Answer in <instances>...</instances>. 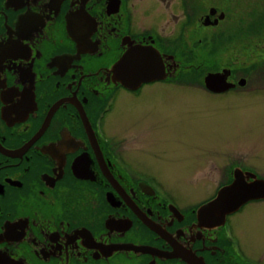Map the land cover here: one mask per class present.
Masks as SVG:
<instances>
[{"label":"flooded vegetation","instance_id":"af4514ba","mask_svg":"<svg viewBox=\"0 0 264 264\" xmlns=\"http://www.w3.org/2000/svg\"><path fill=\"white\" fill-rule=\"evenodd\" d=\"M252 5L245 17L241 0H0V258L254 264L230 220L250 203L264 211V198L219 224L197 214L237 171L247 183L264 173L209 161L198 176L218 184L182 209L155 175L121 157L125 139L103 130L119 94L137 99L157 86L214 98L253 89L244 108L264 104V3Z\"/></svg>","mask_w":264,"mask_h":264},{"label":"rangeland","instance_id":"374dc122","mask_svg":"<svg viewBox=\"0 0 264 264\" xmlns=\"http://www.w3.org/2000/svg\"><path fill=\"white\" fill-rule=\"evenodd\" d=\"M257 1L241 0L245 17ZM167 19L160 21L163 36L171 29ZM143 21L158 26L148 17ZM253 92L247 89L214 98L172 85L145 89L137 99L122 93L105 116L103 130L117 139L123 137L125 142L117 149L121 157L132 169L155 175L177 206L187 210L209 195L211 184H218L204 183L198 176L209 161L226 168L239 162L264 173V104L246 109L241 103ZM258 206L248 204L230 225L249 261L264 264V211Z\"/></svg>","mask_w":264,"mask_h":264},{"label":"water","instance_id":"95a60500","mask_svg":"<svg viewBox=\"0 0 264 264\" xmlns=\"http://www.w3.org/2000/svg\"><path fill=\"white\" fill-rule=\"evenodd\" d=\"M140 76H143L142 73L137 75L135 79ZM217 77L216 75L207 77L205 79L206 86L213 88L215 85L213 78ZM136 86L137 84L133 85V87ZM241 176L242 173L237 171L235 173V180L230 185L221 188L212 201L198 210L197 215L200 222L203 224H219L224 221L227 215L238 210L247 201L264 198V182L253 181L247 183L242 180ZM0 264L18 263L0 258Z\"/></svg>","mask_w":264,"mask_h":264}]
</instances>
